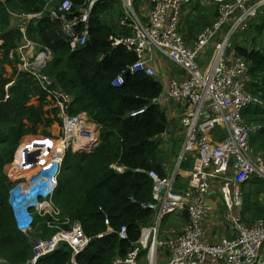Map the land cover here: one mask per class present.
<instances>
[{
	"label": "trees",
	"instance_id": "1",
	"mask_svg": "<svg viewBox=\"0 0 264 264\" xmlns=\"http://www.w3.org/2000/svg\"><path fill=\"white\" fill-rule=\"evenodd\" d=\"M202 1L192 0L184 8L187 13L180 30L187 44L197 40L219 17L218 4L206 6ZM52 2L57 5V0ZM71 2L72 10L65 21L51 17L50 0L0 2V259L7 264H26L33 258L31 236L46 240L57 233V228L48 227L47 222L66 229L74 222L81 224L91 242L77 257L78 264H113L134 248L141 229L153 221V212L143 208L153 201V180L136 171L154 172L161 177L169 172L161 145L155 141L167 134L169 126L168 115L156 103L163 95L162 83L137 72L126 76L122 85L113 86L138 60L124 46L114 47L111 39L130 33L120 26L124 16L121 0H98L94 4L85 46L74 44L66 25L81 37L82 10L88 7L89 0ZM38 14L41 16L30 21L22 33L19 17ZM241 35L247 44H241L237 34L232 50L247 62V90L260 101L245 110L244 117L257 128L250 143L255 154L264 158V9ZM26 39L52 56L42 72L52 80L48 89L39 84L33 73L18 71L21 55L17 50ZM6 65L14 69L12 77L5 76ZM53 92L72 99L70 115L86 114L89 122L100 128V143L92 153H67L53 195L54 205L62 215L56 220L36 214L34 231L26 236L16 229L8 192L27 171L40 168V164L30 160L33 152L54 149L58 141L51 132L60 123ZM32 100L36 103L31 104ZM183 165L191 167L188 161ZM113 166L124 168V172L118 173ZM244 189H249L242 211L246 221L264 220V180L253 177L243 192ZM63 217L69 218L71 224L63 226ZM182 219L188 220L187 213ZM106 220L113 230L110 234H106ZM122 228L127 229L126 240L118 235ZM102 234L106 235L99 238ZM38 264H70V254L66 249L60 250L42 257Z\"/></svg>",
	"mask_w": 264,
	"mask_h": 264
},
{
	"label": "built area",
	"instance_id": "2",
	"mask_svg": "<svg viewBox=\"0 0 264 264\" xmlns=\"http://www.w3.org/2000/svg\"><path fill=\"white\" fill-rule=\"evenodd\" d=\"M97 1L89 0L88 7L82 10L80 22L84 30L80 38L72 31V26L66 25L74 44L86 45L89 16ZM136 1L121 0L124 16L120 26L130 31L129 36L111 39L114 47L124 46L135 53L138 60L114 81L113 86L122 85L128 74L137 72L156 77L157 56L174 63L182 74L169 81L161 98L163 105L173 102L182 107L181 125L185 129V139L175 170L165 177L147 172L154 182L153 201L143 208L153 212L152 225L143 227L134 248L125 257L115 259L113 264H161L164 261L162 251L168 256L163 264H264V220L250 223L242 214L243 187L253 177L264 180V158L260 153L255 154L250 143L257 128L250 126L244 117L245 110L260 101L247 90V62L234 50L230 52L231 39L259 15L264 9V0H210L219 5V17L192 45L186 43L180 30L184 8L192 0H150V9L144 17L136 14L133 8ZM52 9V18L62 17L65 21L66 14L72 10V2L57 0ZM40 16H20L21 31L25 32L26 25ZM211 42H214V55L202 69L199 60ZM30 45L27 42L19 52L23 53ZM50 60V52L42 51L24 57L21 69L33 73L39 84L48 89L52 80L42 72ZM54 95L57 98L54 108L59 109L61 135L57 145L60 152L53 160L41 162L39 169L28 172L8 192L16 229L28 236L34 231L36 214L60 218L53 194L67 153L70 150L88 152L97 138L96 130L90 128L85 115H70V97L61 92H53ZM161 98L157 104L161 103ZM189 157L192 158L191 167L183 171L181 167ZM182 184H186V188L180 190ZM217 185L233 237L212 242L207 220L212 215L210 196ZM177 213H181L180 218L187 213L188 222L183 225L181 219L178 226L169 227L165 220ZM47 225L57 228V233L46 240L30 237L34 256L27 264H37L42 257L62 250L65 244L71 251L70 264H78L77 257L91 242L81 224L75 222L69 229L51 222ZM62 225L70 224L66 220ZM105 225L108 227L106 234L112 233L108 220ZM118 235L126 240L127 229L122 228Z\"/></svg>",
	"mask_w": 264,
	"mask_h": 264
},
{
	"label": "rangeland",
	"instance_id": "3",
	"mask_svg": "<svg viewBox=\"0 0 264 264\" xmlns=\"http://www.w3.org/2000/svg\"><path fill=\"white\" fill-rule=\"evenodd\" d=\"M202 3L206 6H211L213 4L212 1L210 0H203ZM136 4V5H135ZM51 6H56V3L54 2H51ZM150 0H137L136 2L133 3V8L136 12V14L140 17H144L147 13V11H149L150 9ZM242 32V31H241ZM241 32L237 33L239 36H238V41L241 43V44H247L246 40H245V37L243 35H241ZM237 34L231 39V43H233V39L237 36ZM214 42H211L207 48L205 49V51L202 53L201 57H200V61L205 64L207 66V64L212 60V56L214 55ZM18 52V50H17ZM230 52H234L233 50H231ZM167 62H169V66H168V72H166L168 75L165 77L163 76V79L167 81V83H169V81L172 79V78H175V77H178V73L176 71V65L174 63H172L171 61L169 60H166ZM21 66L22 65H19V70L20 71H23L21 69ZM6 77L8 76H13L14 74V69L9 66V65H6ZM158 76H162V74H156V77L158 78ZM162 84H163V87H164V91L163 93L165 94L166 93V85L164 83L163 80H161ZM36 101L35 100H32L31 101V104H35ZM168 107H174L176 110H177V114H179L176 118H174V131L169 134L170 137L169 138H158L156 139V142H160L162 141V144L163 147L165 148V152H163V155H164V163L166 165V169H168L169 171H173L175 170V166H176V163H177V160L179 158V155H180V150L182 148V144L184 143V135H185V129L182 127L181 125V119H182V107L181 106H178V105H175L173 103H167ZM178 119V120H177ZM51 132L53 134V136L55 137V140L59 138V136L61 135L60 133V128H59V125L56 124L53 126V128L51 129ZM58 144V141L55 142V146H54V149H43L42 151L40 150H35L31 156V161L33 163H37V164H40L41 162L43 161H50V160H53L60 152L59 150V145ZM96 148V146H95ZM162 150V149H161ZM191 160L192 158H188L187 161L189 163H191ZM183 169V171H188L190 168H185L184 165L181 167ZM30 172L27 171L26 174ZM25 174V175H26ZM183 187V188H182ZM186 188V184H182L179 189L180 190H183ZM220 186L217 185L212 193H211V196H210V199H212V197L216 194V198L218 199V207L222 208L223 206L225 207V205H223L224 203H222L221 201V197H220ZM247 192H245L246 194ZM226 209V208H225ZM214 209L212 208V215H214ZM226 211V210H225ZM247 215V214H246ZM181 213H177L174 217L172 218H169L166 222L167 225H169V227H172V226H178L177 223L179 224V222L181 221ZM217 219H219L220 222L223 223V225L227 224L230 228V225H229V222L226 220V212L224 214L223 217H220V214L217 215ZM188 222V220H187ZM209 222H210V218H209ZM209 227V226H208ZM214 240V239H213ZM161 255L163 257V260L164 261H161V264L165 263L168 259V256L166 254L165 251H162L161 252ZM29 262V261H28ZM27 262V263H28ZM26 263V264H27ZM0 264H7L3 259H0Z\"/></svg>",
	"mask_w": 264,
	"mask_h": 264
},
{
	"label": "crops",
	"instance_id": "4",
	"mask_svg": "<svg viewBox=\"0 0 264 264\" xmlns=\"http://www.w3.org/2000/svg\"><path fill=\"white\" fill-rule=\"evenodd\" d=\"M187 11H185L184 14H182V17H181V25H183V16L186 15ZM194 41L190 40L188 42V45H192ZM31 51L32 52H39V50L37 49V47L35 45H32L31 47ZM166 60L168 59H164L160 56H157V73L158 74H162V76H158L159 79L163 80L165 85H167V81L163 79V76H167L168 74L166 72H168V66H169V62H167ZM201 60V59H200ZM199 60V66L202 68V69H205L206 68V65L203 64L201 61ZM176 71L178 73V78L181 76L182 72L180 71V69L176 66ZM11 77V76H9ZM164 95V93H163ZM159 105L163 108V109H166L167 112L166 114L168 115V118H169V126H168V131H167V134H165L163 136V138H169L170 135L173 131H174V118H176L179 114H177V110L174 108V107H168L167 103L163 105L162 103V98H161V103H159ZM177 115V116H176ZM178 120V119H177ZM90 128L95 130V129H99L96 125L94 124H90ZM184 139H185V135H184ZM156 141V140H155ZM160 145H161V149H162V152H165V148L163 147L164 144H162V141L158 142ZM119 168H117L116 170H118ZM252 190V189H251ZM245 192H249V189H244V192H243V198L245 200ZM221 197V196H220ZM222 201V199H221ZM210 203L212 205V208L215 210L214 211V215H211L210 216V222H209V219L207 220V226H209V232H210V240L212 242H217L218 240H220L221 238H231L233 237V233L231 232L229 226L227 224L223 225L222 222L219 221V219H217V215L220 214L219 218L220 217H223L224 214H225V207L223 206L222 208L218 207V199L216 198V194L212 197V199L210 200ZM223 203V202H222ZM224 205V204H223ZM187 223L183 221V225ZM214 239V240H213Z\"/></svg>",
	"mask_w": 264,
	"mask_h": 264
},
{
	"label": "clouds",
	"instance_id": "5",
	"mask_svg": "<svg viewBox=\"0 0 264 264\" xmlns=\"http://www.w3.org/2000/svg\"><path fill=\"white\" fill-rule=\"evenodd\" d=\"M26 32V31H25ZM25 32H22V33H25ZM26 42H24L23 44H21L20 46H19V48L21 47V46H24V45H26V43L27 42H30L28 39H26L25 40ZM30 46L29 47H27L24 51H23V53H21V52H19V48H18V54H20L21 55V64H19V65H23V58L24 57H30V56H34V55H37L38 53H40V52H42V51H44V50H40V48H39V46H37V45H35V44H33V43H31L30 42ZM32 45H35L36 47H37V49L39 50V52H37V53H35V52H32L31 51V47H32ZM233 45V44H232ZM46 52H48V51H46ZM52 57V56H51ZM18 65V66H19ZM18 68V71H20L19 70V67H17ZM128 75H130V74H128ZM127 75V76H128ZM120 77V76H119ZM157 78V77H156ZM157 79H159V78H157ZM172 79H177L176 77L175 78H172ZM117 80V79H116ZM115 80V81H116ZM124 80H125V78H124ZM159 81L161 82V79H159ZM162 83V82H161ZM163 85V84H162ZM166 87H167V85H166ZM164 88V87H163ZM70 100H71V102H72V99L70 98ZM71 102H70V104H71ZM171 103H173V102H171ZM173 104H175V105H177L176 103H173ZM178 106H180V105H178ZM253 106V105H252ZM165 110V112H167V110L166 109H164ZM82 115H85L86 116V114H82ZM86 118L88 119V117L86 116ZM88 122H89V119H88ZM90 124H94V123H91V122H89ZM59 125H60V123H58ZM94 125H96V124H94ZM97 126V125H96ZM98 127V126H97ZM99 128V127H98ZM96 130V132H97V138H96V143H95V145L93 146V148L90 150V151H88V152H84V153H92L94 150H95V146L97 147L98 145H99V143H100V128L99 129H95ZM183 145V144H182ZM181 151V150H180ZM74 153V152H73ZM79 153V152H78ZM113 168H115V171H117L118 173H123L124 172V168H122V167H115V166H113ZM117 168H119L118 170H116ZM140 171H142V170H138V171H136L137 173H141ZM144 171V170H143ZM146 174H148L147 172H145ZM154 183V182H153ZM56 190V189H55ZM55 192V191H54ZM54 195V194H53ZM150 211V210H149ZM61 215H62V213H61ZM61 215H60V217H61ZM169 218H172V217H168L166 220H165V223L167 222V220L169 219ZM182 219V218H181ZM63 220L64 221H66V220H68L69 221V224H71V221L69 220V218H67V217H63ZM63 221V222H64ZM181 222H183V221H181ZM181 222H179V224L181 223ZM75 223V222H74ZM178 223H177V225H179ZM20 233V232H19ZM22 234V233H21ZM24 235V234H23ZM26 236H28V235H26ZM64 250V249H63ZM67 250V249H66ZM38 263V262H37Z\"/></svg>",
	"mask_w": 264,
	"mask_h": 264
},
{
	"label": "water",
	"instance_id": "6",
	"mask_svg": "<svg viewBox=\"0 0 264 264\" xmlns=\"http://www.w3.org/2000/svg\"><path fill=\"white\" fill-rule=\"evenodd\" d=\"M149 104H150V105H153L154 102H153V101H149ZM206 117H207V116H206ZM63 249H67L68 252H69V254H71V251H70L69 246H68L67 244H65V245L63 246L62 250H63ZM55 253H56V252H55ZM39 261H41V259H40ZM39 261H38V262H39ZM37 264H38V263H37Z\"/></svg>",
	"mask_w": 264,
	"mask_h": 264
},
{
	"label": "bare ground",
	"instance_id": "7",
	"mask_svg": "<svg viewBox=\"0 0 264 264\" xmlns=\"http://www.w3.org/2000/svg\"><path fill=\"white\" fill-rule=\"evenodd\" d=\"M136 5V4H135ZM155 78V77H154Z\"/></svg>",
	"mask_w": 264,
	"mask_h": 264
}]
</instances>
